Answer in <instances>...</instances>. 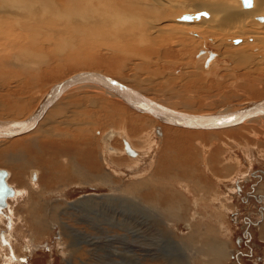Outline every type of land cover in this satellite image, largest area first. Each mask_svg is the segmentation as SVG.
Here are the masks:
<instances>
[{
    "label": "rangeland",
    "instance_id": "rangeland-1",
    "mask_svg": "<svg viewBox=\"0 0 264 264\" xmlns=\"http://www.w3.org/2000/svg\"><path fill=\"white\" fill-rule=\"evenodd\" d=\"M170 34L169 39L161 37L147 53L156 47L157 53L161 50L171 54H164L161 60L155 54L151 64L137 59L112 62L108 47H101L97 38L85 39L87 43L92 40L91 46L76 38L75 46L67 45L62 52L56 50L55 58L40 45L34 52L36 47L25 41L24 52L41 53L50 59L30 64L26 71L0 59V121L29 119L54 85L81 72H107L150 100L185 114L222 113L264 99L261 39L233 41L230 34L201 35L196 31H186L180 37L175 29ZM177 40L180 43L174 44ZM200 51L210 55L199 56ZM240 53L250 60L247 69L238 62ZM96 90H72L41 121L35 133L0 143V169L8 170L10 184L21 192L12 199V205L8 200L10 208L0 214V264H217L216 250L209 253L203 244L187 241V223L203 228V233L211 229L214 244L226 245L228 253L232 252L229 262L219 264H264V239L259 233L264 203L258 200L264 197V120L213 132L177 129L107 97L105 89ZM121 129L146 156L131 159L127 154L108 153L109 164L100 152L101 138ZM110 144L117 149L124 146L118 135ZM22 152L42 170L36 180L30 179L28 168L14 173L7 165ZM91 155L96 166L90 167L112 175L108 179L118 191L105 184L90 187L78 183L80 187H72L85 178L89 180L91 175L84 170L80 177L59 178V168H50L51 163L53 167L56 162L62 165V161L66 165L67 158L79 162ZM189 169L195 170V177ZM72 171L79 173L78 166ZM132 184L150 186L153 196L122 190L134 188ZM164 187L186 199L188 208L177 221L166 210L171 202L156 192ZM238 188L243 191L238 192ZM35 205L39 209L32 214L30 208ZM172 205L182 209L177 199ZM248 233L252 235L249 238ZM239 239L242 243H238Z\"/></svg>",
    "mask_w": 264,
    "mask_h": 264
},
{
    "label": "bare ground",
    "instance_id": "bare-ground-1",
    "mask_svg": "<svg viewBox=\"0 0 264 264\" xmlns=\"http://www.w3.org/2000/svg\"><path fill=\"white\" fill-rule=\"evenodd\" d=\"M180 21L185 22V23L182 24V23H180ZM188 22H190V23H188ZM174 29L180 35V37H182V36L184 37V34L186 31H187V33L188 32L191 33L192 31H196V32H199L201 35H203V34L208 35V34L212 33V34H216L217 36H219L218 34H220V33L221 34L226 33V34L232 35L233 41L238 40V39L239 40H242V39H249L250 40L251 39L253 41L256 39L257 40L261 39V42L264 44V0H252L249 3V5H247V6L244 5L243 0H0V59H1V61L8 63V65H15L19 71H20V69H24V71H26V70H28L27 66L30 64H38V63L42 64L44 61L45 62L47 61L46 59H48L49 56H53L55 58L54 54L56 53V50L62 52L64 50L65 46H67V45H71L72 47L75 46L76 38L80 39L82 42H85V43H87L89 41V38H91V39L97 38L99 40L101 47L102 46L108 47V50H109V52H111V55L113 57L112 62L114 60H116L117 62L120 63V62H123L122 61L123 59L125 62L127 60L137 59V60H142L144 62L151 64L153 61L152 57H154L153 55L157 54L158 59L161 60V59H163L164 54H166V56L171 54L168 51H165V53L163 54V51L160 52L161 50L158 51V53H157L158 49L156 47L152 49L150 54L147 53V50L152 48L156 43H158V40L161 39V37L165 38V39H169L168 34L172 33V30H174ZM170 35H172V34H170ZM216 35H215V37H217ZM63 36H64V38H62ZM70 36L72 38L74 37L75 40H71ZM68 37H70V38L68 39ZM180 37L178 36L176 38L178 39ZM186 37H187V34H186ZM87 38H88V41H86ZM173 38L176 39L175 37H173ZM254 38H256V39H254ZM25 41H27V43L29 45H31L33 48L36 47L37 45H40L39 47H43L44 49L45 48L48 49L49 50V54H48L49 56L42 55L41 53H38V54L28 53L27 50H26V52H24L23 51L24 50L23 44L25 43ZM89 43H87V44H89ZM179 43H180V41H178L174 44H179ZM235 43L241 44V43H245V41H236ZM55 44L57 45V47H55ZM24 45H27V44L25 43ZM79 45L83 46L84 44L82 45L81 43H79ZM31 46H29V47H31ZM36 48H35L34 52H36L38 50V47H36ZM85 48L87 49V47H85ZM80 49H81V47H80ZM89 49L91 50V48H89ZM164 49H166V48H164ZM40 50H41V48H40ZM96 50H98V49H96ZM108 50H107V52H108ZM29 51H32L31 48ZM98 51H100V50H98ZM234 51H237V50L235 49ZM200 52H201L200 54L198 53L199 56H202L203 53L206 54V56L210 55L207 52H203V53H202V51H200ZM228 52H229V50H228ZM245 52H242V54H244ZM198 54H197V56H198ZM108 55H110V53ZM226 55H229V54H226ZM230 55H232V54H230ZM235 55H236V53H235ZM239 55L240 56L237 58L239 60L238 62L239 63L241 62L240 64H242L244 66V69H245V67L247 69V64H248V66L250 64L248 62L249 59H247L248 57L246 58L244 56L245 54L241 55V53ZM67 56H69V55H67ZM199 56H198V58H199ZM249 57H251V56H249ZM58 58H59V56H58ZM229 58L231 59V56ZM110 59H111V57H110ZM237 59H234V60H237ZM257 63H259V61ZM261 63H262V61H261ZM143 64L144 63H142V65ZM213 64H215V63H213ZM215 65L217 66V64H215ZM137 66L139 67L140 65H137ZM260 66H262V65H260ZM8 67H10V66H8ZM142 67H144V66H142ZM149 71H150V73L156 74L155 72H152V70H149ZM149 71H148V73H149ZM35 73H36V71H35ZM81 73H91V74L99 75L102 78L107 77V78L113 79V78H111V75L108 74L110 77L107 75V72L103 73L105 75L101 74L102 72L101 73L81 72ZM249 73L252 74L253 72L249 71ZM21 74H22V71H21ZM32 74H34V72ZM77 74H80V73H77ZM75 75H73V76H75ZM113 80H115V79H113ZM64 81H62V82H64ZM117 82H119V81H117ZM119 83H121V82H119ZM121 84H123V83H121ZM56 85H58V84H56ZM56 85H54V86H56ZM123 85L128 87V85H126V84H123ZM54 86L52 88H54ZM86 86H90V87H86ZM249 86L251 87L250 84H249ZM92 87H93V90L98 89V90H101L103 92L105 89V88L101 87L100 85H96L93 83H80V84L72 86L68 90L66 89L67 91L65 90L58 97V99L46 109V111L44 112L42 117L36 122L37 125L31 131H29L28 133H26L24 135H21V136L15 137V138H11V139L0 138V140H4V141H0V143H5V141L9 142V140L14 141L13 139H16V138H18L16 140H19V139H22V137H26L27 135H30L31 133H35L39 129L38 128L39 125L42 126V122H44V120H46V117L49 115V113L59 105V102H60V100H62V97H65L68 93H70L74 89H81V88H89L90 89ZM52 88L49 90L48 93H46L44 95V97H43L40 105L38 106L36 112L34 111L29 119L24 120V121H12V122L0 121V123L3 125L13 124L12 126H14L15 124H22L24 122H27L28 120H31L36 115V113H38L43 108V106L45 105L44 103L47 100V97H48L50 91L52 90ZM98 90H96V91H98ZM105 90L107 92L106 94H108L107 97L110 96V97H114V98L120 100L113 93L109 92L107 89H105ZM146 98L149 99L148 97H146ZM262 101H264V99H261L257 102H252L249 104L241 105L240 107H237L235 109L229 108V110H226L222 113H231V112L240 111V110L246 109L248 106L252 105L253 103H260ZM152 102L158 104L155 101H152ZM123 103L126 104L125 102H123ZM158 105H160V104H158ZM160 106H162V105H160ZM128 107L130 109H132L133 111L141 114V115H145V117H147V118L152 117V118L158 120L156 117L152 116L151 114L135 110V109L131 108L130 106H128ZM162 107H164V106H162ZM164 108H166V107H164ZM175 112H177V111H175ZM178 113H181V112H178ZM222 113H214L211 115H192V114H186V115L208 117V116H212V115H220ZM182 114H185V113H182ZM35 118H36V116H35ZM257 120L263 121L264 115H259V116L249 118L246 121H244L242 124H239V125L231 127V128H235V127H238V126L244 125V124L246 125L247 123H251V122L257 121ZM158 121H160V120H158ZM175 128L183 129V128H179V127H175ZM231 128H227V129H231ZM187 130H189V129H187ZM223 130H225V129H223ZM194 131L213 132L212 130H194ZM214 131H216V130H214ZM117 135H118V137L123 139L124 146L121 149L114 148L110 144L111 140L114 139V137ZM101 139H102L101 140L102 141V145H101L102 150L100 149L101 150L100 152H101V154H103V156H102L104 158L103 161H106V162L108 161V159L106 158V155H109V154H114V156L115 155L121 156L122 154H127V156H129L131 159H133L132 157H134L135 159L136 158L138 159V158H140L141 154H144V156H146L145 152L141 151L142 149H137L134 147V145L132 144L131 139L128 137L127 133L124 134L123 129H121L120 131H113L112 130L111 132L105 134ZM146 149H149V148H146ZM150 153H148L147 155H149ZM91 157H93V156L91 155V156L86 158L87 162L89 163L88 166L86 165V160L81 159L78 162L77 160H74L72 158H70V159L67 158V160H66L67 164L66 165H65L66 162H64V161H62V165H60L61 162L60 163L56 162L54 164V167H53V164L51 163L50 164L51 169L55 168V165H56L57 168H59V170H60V173H57V175L55 173H52V175H56L59 178L80 177L82 175V173L85 172L84 170H86L87 173L89 175H91L90 177H88L89 180L87 178H85L84 181H78L72 187H80L82 184H83V186L86 184L87 185L89 184L90 187H95V185L100 186L99 184H105V185L109 186L110 189L118 191L119 190L118 188L113 187V185H112L113 181L108 179V178H111L112 175L105 174L106 172L101 173L99 170L94 171L90 167V164L93 167L96 166L95 159H92ZM164 157H165V153L163 154V158ZM164 159H166V158H164ZM168 159H166V160H167V163L170 167L171 163L168 161ZM113 160H114V158H113ZM8 163L9 164H7V163L6 164L10 165V167L13 168L12 170L14 173H16V171L25 172V171H27L26 169L28 168L31 172L29 175L30 179H33V180H36V178H38L39 173H41L40 171H42L40 168L35 166L34 163L30 159L25 157L23 155V152L18 154L16 156L15 160H11V161L9 160ZM73 163H76L77 165H72ZM108 163L110 164V161H108ZM210 163H211V161H210ZM210 163H209V165H212ZM82 164L84 165V167ZM76 166H78L79 173L72 171V168H74ZM68 167L69 168L71 167L69 169L70 173H68L66 175V170L68 169ZM0 171H2V169H0ZM5 171L7 172L6 183L8 184L9 187L12 188V190L14 191V194L7 198L6 206L1 209L0 214H2L4 212V210L7 209V207L12 205V203L14 202V200H12V199L16 198L18 195L21 194V192L18 189H16L14 187V185L10 184V182H9L10 173L8 172V170H5ZM52 172H54V171L52 170ZM189 172H191V175H193L195 177V175H196L195 170L189 169ZM72 174H73V176H72ZM259 178H261V177H259ZM14 179L16 180V178H14ZM86 180H88L89 183H87ZM38 181H39V179H38ZM38 181H37V183H38ZM149 182L152 183L153 179H151V180L149 179ZM78 183H81L80 186H76ZM190 184H192V183L190 182ZM92 185H94V186H92ZM132 186L134 188L128 187L126 189L123 188L122 190L124 192L129 193V194H133L134 192H136L138 194L147 193V194H150L151 196H153L151 194L150 186H148L146 184H135V185L132 184ZM260 190H261V188H260ZM156 192L160 193L164 200L171 202V204L167 203V205H166L167 206V208H166L167 213L169 214L171 219L177 221L178 219L182 218V216H184L183 213H185L186 208H188L185 198L179 196L178 192L166 190L165 187L163 188V190H156ZM180 195H182V194L180 193ZM263 195H264V193H263ZM261 197L264 201V197L263 196H261ZM155 198H157V197H155ZM9 199L12 200L10 202V205H9V201H8ZM175 199H177L180 202L182 209H176L173 207L172 204L174 203ZM89 201H90V199H89ZM38 209H39V207H36V205H35V206H32L30 208V211L32 212V214H35V212H37ZM1 217L2 216H0V219H1ZM262 217L264 219V214H262ZM180 221H182V219ZM187 227L190 230V237L187 240L188 242H190V241H193V243L196 242L195 244H197V246L199 243L203 244L204 250L206 249V251H209V253H212V250L213 251L216 250L217 252L214 255V258H215L214 262H216L217 264H219L220 261H228L229 262L230 258L228 256H230V254L227 251L226 245L219 244V243L214 244V240L211 239L212 238V234H210L212 232L211 229H207L210 233H208L207 231H205L203 233V228L200 229L198 227H195L193 224L187 223ZM260 230L262 232L261 233L262 239H264V221L262 222V224L260 226ZM208 236L210 238H208ZM186 245H190V244L187 243ZM0 251H2V249ZM10 262L11 261H9L8 264Z\"/></svg>",
    "mask_w": 264,
    "mask_h": 264
},
{
    "label": "water",
    "instance_id": "water-1",
    "mask_svg": "<svg viewBox=\"0 0 264 264\" xmlns=\"http://www.w3.org/2000/svg\"><path fill=\"white\" fill-rule=\"evenodd\" d=\"M252 0H243L244 5H249ZM80 83H93L100 85L113 93L121 101L125 102L131 108L151 114L163 123L189 130H223L242 124L249 118L264 115V101L260 103H253L246 109L222 113L220 115H212L208 117L192 116L175 112L173 110L164 108L137 91L117 82L116 80L91 73H80L70 77L64 82L54 86L50 91L45 105L36 113L35 116L22 124H1L0 123V138H15L24 135L31 131L37 124L36 122L42 117L46 109L53 104L58 97L67 89ZM66 90V91H67ZM7 172L0 171V211L6 206L8 197L14 194V191L6 183Z\"/></svg>",
    "mask_w": 264,
    "mask_h": 264
},
{
    "label": "flooded vegetation",
    "instance_id": "flooded-vegetation-1",
    "mask_svg": "<svg viewBox=\"0 0 264 264\" xmlns=\"http://www.w3.org/2000/svg\"><path fill=\"white\" fill-rule=\"evenodd\" d=\"M240 188H241V186H240ZM238 190H239L238 192L243 191V190H240L239 188H238ZM247 199L249 200V198H247ZM258 200H260L262 203H264V201H263V199H262L261 196L258 198ZM2 214H3V213H2ZM260 219H262V218L260 217ZM251 223H252V221H251ZM260 226H261V225H260ZM260 226H259V233H260V235H261L262 232H261V230H260ZM250 235H251V234L248 233V234H247V237L250 236ZM1 236H2L3 239H5V235H4V234H2ZM251 236H252V235H251ZM248 238H249V237H248ZM261 238H262V236H261ZM238 243H242L240 239H239ZM230 255H231V256L233 255L232 252H231ZM23 260H24V259H23ZM239 260L241 261V258H240V257H239ZM14 262H15V261H14ZM23 262H24V261H23ZM241 264H242V263H241Z\"/></svg>",
    "mask_w": 264,
    "mask_h": 264
}]
</instances>
